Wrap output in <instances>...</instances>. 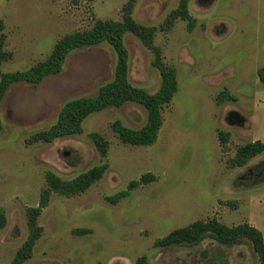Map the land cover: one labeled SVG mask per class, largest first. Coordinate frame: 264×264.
<instances>
[{
    "label": "rangeland",
    "instance_id": "obj_1",
    "mask_svg": "<svg viewBox=\"0 0 264 264\" xmlns=\"http://www.w3.org/2000/svg\"><path fill=\"white\" fill-rule=\"evenodd\" d=\"M129 3L134 21L155 29L153 45L177 72L178 91L162 107L158 139L152 146L119 140L115 122L140 129L147 121L146 109L130 102L90 115L79 135L26 145L56 123L65 103L94 97L112 81L118 59L107 43L71 53L58 75L38 85L13 84L0 105V209L7 220L0 264H12L27 240V210L38 206L48 172L70 180L104 164L103 178L85 193L52 195L38 219L42 237L23 264H137L142 257L148 264H260L246 239L234 246L210 237L168 248L155 242L214 218L228 227L248 223L264 237V153L245 166L232 165L239 148L264 142V85L257 76L264 67V0H188L191 32L181 19L166 31L180 0H0L4 50L12 55L0 75L45 61L60 39L97 20L122 21ZM124 42L130 83L156 93L155 52L131 33ZM223 93L236 99L223 100ZM92 133L108 142L106 157ZM147 173L153 182L117 205L107 202ZM82 229L91 233L74 232Z\"/></svg>",
    "mask_w": 264,
    "mask_h": 264
},
{
    "label": "trees",
    "instance_id": "obj_2",
    "mask_svg": "<svg viewBox=\"0 0 264 264\" xmlns=\"http://www.w3.org/2000/svg\"><path fill=\"white\" fill-rule=\"evenodd\" d=\"M93 1V0H88ZM132 4L129 3L123 9V19L117 21L97 20L93 27L86 31L75 32L64 36L54 46L50 56L26 71L15 73H2L0 80V105L7 90L16 83L38 85L47 77L58 75L64 67L67 57L84 48L95 47L107 43L117 55V66L112 81L100 87L94 97H82L65 103L57 117V121L48 130L39 132L26 141V145L43 142L53 143L63 137L75 136L82 133V124L90 115L102 112L110 107H121L126 103H137L147 111L146 124L140 129L125 127L117 121L112 125L113 131L117 134L123 144L135 146H152L158 139V134L163 125L161 110L169 104L178 91L177 72L175 68L166 65L162 61L161 49L155 47V29L148 28L141 23L135 22L131 17ZM187 21V30L191 32L195 21L188 13V0H180L177 9L173 10L166 22V31L170 30L178 20ZM4 23L0 19V68L3 62L11 58V54L4 50L5 35ZM127 33L136 36L146 47L155 52L154 66L160 71L161 86L159 90L150 94L143 89L134 87L129 81L128 51L125 46L124 37ZM260 82L264 85V67L257 71ZM221 99L235 100V96L223 93ZM1 126V121H0ZM102 157H106L109 144L99 133L90 134ZM222 143L227 142V135L220 133ZM264 153V142L256 141L246 144L238 149L232 165L242 167L253 158ZM108 169V165L94 167L91 170L81 173L70 180H63L52 172L45 177V188L41 191L37 207L27 210V226L29 235L17 251L12 264H23L32 257L33 248L42 237L43 228L39 226L38 219L42 211L48 206L53 194L66 197L77 196L88 191L93 184L101 180ZM155 180L151 173L144 174L138 181H132L123 190L106 200L112 205H117L121 200L128 198L132 191L144 184ZM7 220L4 210L0 209V232L6 226ZM78 235H88L91 230H75ZM213 238L221 244L234 246L239 245L245 239L250 241L260 264H264V237L262 232L248 223L228 227L217 219L207 221H195L194 223L179 229H175L165 237L158 239L155 246L168 248L172 246L198 245L206 238ZM137 264H148L146 257H142ZM204 264H221L218 262H207Z\"/></svg>",
    "mask_w": 264,
    "mask_h": 264
}]
</instances>
